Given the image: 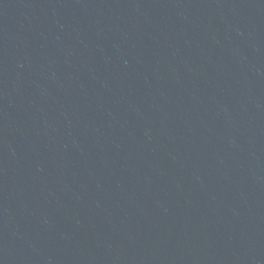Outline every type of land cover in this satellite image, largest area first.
Returning <instances> with one entry per match:
<instances>
[{"label": "water", "instance_id": "1", "mask_svg": "<svg viewBox=\"0 0 264 264\" xmlns=\"http://www.w3.org/2000/svg\"><path fill=\"white\" fill-rule=\"evenodd\" d=\"M0 264H264V0H0Z\"/></svg>", "mask_w": 264, "mask_h": 264}]
</instances>
